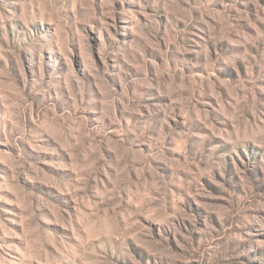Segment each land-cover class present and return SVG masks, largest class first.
Masks as SVG:
<instances>
[{
    "label": "rangeland",
    "instance_id": "obj_1",
    "mask_svg": "<svg viewBox=\"0 0 264 264\" xmlns=\"http://www.w3.org/2000/svg\"><path fill=\"white\" fill-rule=\"evenodd\" d=\"M0 264H264V0H0Z\"/></svg>",
    "mask_w": 264,
    "mask_h": 264
}]
</instances>
